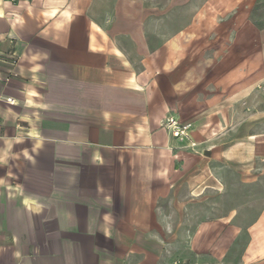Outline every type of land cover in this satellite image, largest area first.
Segmentation results:
<instances>
[{
    "label": "crops",
    "instance_id": "1",
    "mask_svg": "<svg viewBox=\"0 0 264 264\" xmlns=\"http://www.w3.org/2000/svg\"><path fill=\"white\" fill-rule=\"evenodd\" d=\"M167 3L0 0V264H264V29L205 81Z\"/></svg>",
    "mask_w": 264,
    "mask_h": 264
},
{
    "label": "rangeland",
    "instance_id": "2",
    "mask_svg": "<svg viewBox=\"0 0 264 264\" xmlns=\"http://www.w3.org/2000/svg\"><path fill=\"white\" fill-rule=\"evenodd\" d=\"M167 6V0H156L157 17L167 11ZM179 8L182 10L180 17L179 12L175 13ZM197 10H202L203 15L195 19ZM172 14V25L193 24L198 30L192 35L198 49H203L202 61L197 68L205 75V81H210L213 50L217 55L219 47L222 57L230 49V56L238 61L243 57V42L258 41L261 35L245 32L243 27L252 25L256 30L264 29V0H172ZM206 87L204 92L210 95V83Z\"/></svg>",
    "mask_w": 264,
    "mask_h": 264
},
{
    "label": "built area",
    "instance_id": "3",
    "mask_svg": "<svg viewBox=\"0 0 264 264\" xmlns=\"http://www.w3.org/2000/svg\"><path fill=\"white\" fill-rule=\"evenodd\" d=\"M16 73L11 72L4 78V82L7 83L11 78L16 77ZM4 102L10 104L12 101L9 98H5L3 100ZM160 126L165 128L169 134L179 140V141H188L189 139V129L190 125L189 124H180L176 119L173 117H167L164 120L161 121ZM191 147H194V143H189Z\"/></svg>",
    "mask_w": 264,
    "mask_h": 264
}]
</instances>
